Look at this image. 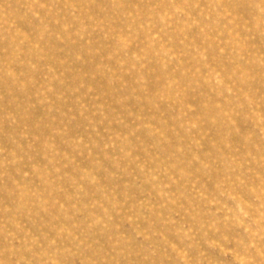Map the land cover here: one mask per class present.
<instances>
[{
	"label": "rangeland",
	"instance_id": "obj_1",
	"mask_svg": "<svg viewBox=\"0 0 264 264\" xmlns=\"http://www.w3.org/2000/svg\"><path fill=\"white\" fill-rule=\"evenodd\" d=\"M0 264H264V0H0Z\"/></svg>",
	"mask_w": 264,
	"mask_h": 264
}]
</instances>
